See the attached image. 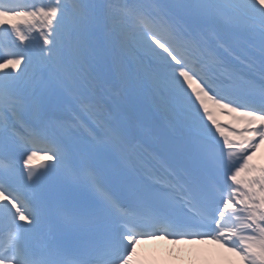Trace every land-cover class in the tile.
I'll use <instances>...</instances> for the list:
<instances>
[{"label":"snow or ice","instance_id":"obj_1","mask_svg":"<svg viewBox=\"0 0 264 264\" xmlns=\"http://www.w3.org/2000/svg\"><path fill=\"white\" fill-rule=\"evenodd\" d=\"M261 145L264 0H0V264H264Z\"/></svg>","mask_w":264,"mask_h":264},{"label":"rangeland","instance_id":"obj_2","mask_svg":"<svg viewBox=\"0 0 264 264\" xmlns=\"http://www.w3.org/2000/svg\"><path fill=\"white\" fill-rule=\"evenodd\" d=\"M256 162L264 163V145H261V148L257 150ZM150 242L153 243L148 245L145 243L138 249L139 251L137 250V255L148 254L147 261L150 258L152 262L163 259L166 262L170 261L171 264H218L220 258L223 261L234 259L230 257V254L219 255L218 253H222V250L212 244L197 242L200 246L182 245L169 242L163 238H157Z\"/></svg>","mask_w":264,"mask_h":264},{"label":"bare ground","instance_id":"obj_3","mask_svg":"<svg viewBox=\"0 0 264 264\" xmlns=\"http://www.w3.org/2000/svg\"><path fill=\"white\" fill-rule=\"evenodd\" d=\"M222 121L226 122L225 119H223ZM151 243H152V242H149V243H147L146 245L151 244ZM141 246H143V244L139 243L136 247H141ZM145 256H147V253L144 254V255H141L139 258L136 257V259H137L138 261H141L142 264H147L148 261L146 262V259H147L148 257L145 258ZM148 260L151 261V263L148 262V264H149V263H150V264H161L160 262H159V263H154V262H152V260H151L150 258H149ZM165 264H168V263H165Z\"/></svg>","mask_w":264,"mask_h":264}]
</instances>
